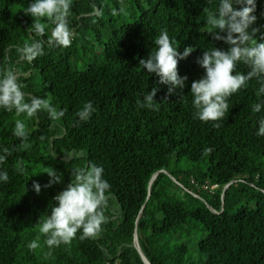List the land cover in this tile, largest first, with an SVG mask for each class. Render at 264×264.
I'll return each instance as SVG.
<instances>
[{"label":"trees","instance_id":"16d2710c","mask_svg":"<svg viewBox=\"0 0 264 264\" xmlns=\"http://www.w3.org/2000/svg\"><path fill=\"white\" fill-rule=\"evenodd\" d=\"M30 2L0 0V70L12 68L26 97L47 98L65 115L52 121L43 110L28 118L0 109V146L10 152L0 165L9 176L0 182V264H144L133 247L135 228L150 264H264V136L256 135L264 109L251 112L264 99L256 95L259 84L253 79L229 97L221 121L195 119L191 107V82L204 74L197 58L212 46L228 48L206 31L205 9L215 10L216 0H71L67 47L49 43L47 19L43 36L28 31L33 18L22 10ZM255 15L258 38L264 0H257ZM162 29L179 52L194 49L178 62L187 81L174 94L139 64ZM33 40L43 42V55L29 62L17 49ZM154 87V108L140 107ZM88 101L96 111L79 121L76 113ZM17 119L26 125L28 148L12 134ZM71 153L79 156L66 159ZM89 163L102 166L111 185L106 223L95 237L80 239L78 232L49 249L39 220L50 215L72 170ZM51 167L61 182L45 187ZM157 171L163 172L147 197ZM192 180L219 189L202 190ZM34 182L41 185L38 194ZM36 238L38 247L29 249Z\"/></svg>","mask_w":264,"mask_h":264},{"label":"clouds","instance_id":"9594fccd","mask_svg":"<svg viewBox=\"0 0 264 264\" xmlns=\"http://www.w3.org/2000/svg\"><path fill=\"white\" fill-rule=\"evenodd\" d=\"M71 0H31L23 8L25 15L33 18L28 29L30 33L44 35L47 25L42 22L47 19L51 25L49 43L55 46L67 47L71 44L73 32L69 27V12ZM206 11L205 22L208 33L214 41H222L228 45L227 50L214 46L203 50L196 63L204 70L198 80L191 82V107L193 117L202 122L221 121L229 110L228 99L238 90L247 86L255 79L259 84L256 95L264 98V34L260 28L253 27L257 22V0H216L215 10ZM41 40H33L19 47L22 59L31 62L43 55ZM155 49L151 50L145 59L139 61L143 70L157 76L158 84L167 86L168 93L186 87V76H180L177 65L186 59L194 49L186 47L178 51L177 41L170 38L167 30L162 29L154 40ZM246 65V72L237 71L239 64ZM157 87L143 95L137 103L142 108L152 109L156 102ZM0 109L15 112L17 116L24 114L31 118L40 111H46L52 121H59L64 110H57L47 98L36 96L26 97L22 85L18 82L17 73L12 68L0 70ZM264 109V99L253 104L251 112L261 113ZM96 111L91 101L85 102L76 113L79 121H87ZM257 136H264V115L258 117ZM219 127V124H214ZM12 134L19 138L20 147L28 148L29 135L25 123L17 119ZM205 148L204 152H211ZM10 155L9 149L0 146V165ZM79 156L71 153L66 159ZM20 171H24L21 167ZM73 179L66 187L54 196L55 205L51 207L50 215H44L39 220V232L44 236V244L49 248L68 244L80 233V239L95 237L106 223L104 208L108 202V192L111 188L104 178V169L95 163L87 167L72 170ZM49 177L45 187L60 183L59 173L52 167L44 172ZM8 172L0 169V182H7ZM33 190L38 194L41 185L33 183ZM38 239H33L27 245L29 249L38 247Z\"/></svg>","mask_w":264,"mask_h":264},{"label":"water","instance_id":"95a60500","mask_svg":"<svg viewBox=\"0 0 264 264\" xmlns=\"http://www.w3.org/2000/svg\"><path fill=\"white\" fill-rule=\"evenodd\" d=\"M162 172H163V171H157V172L154 173L153 176L151 177L150 182H149V185H148V194H147V197L150 196V188H151V184H152V182H153V181L157 178V176H158L160 173H162ZM231 183H232V182H231ZM231 183L225 185L224 188H223V190H222V192H221L222 206H223V203H224V195H225L226 189H227V187H228ZM196 197H198V196H196ZM144 207H145V204H143V206L141 207V210H140V212H139V216H138V218L140 217L141 212L143 211ZM138 218H137V220H136V225H137V222H138ZM133 247L136 249V251H137V253H138L140 259L142 260V262H143L144 264H150L149 261L147 260V258L145 257L143 251L141 250V247L139 246L138 235H137V228L134 229V233H133Z\"/></svg>","mask_w":264,"mask_h":264},{"label":"built area","instance_id":"2783aa9c","mask_svg":"<svg viewBox=\"0 0 264 264\" xmlns=\"http://www.w3.org/2000/svg\"><path fill=\"white\" fill-rule=\"evenodd\" d=\"M192 183L198 187L199 189H202V190H207V191H216L217 189H219V185L218 184H209L208 182H205V183H196L194 180H192Z\"/></svg>","mask_w":264,"mask_h":264},{"label":"rangeland","instance_id":"374dc122","mask_svg":"<svg viewBox=\"0 0 264 264\" xmlns=\"http://www.w3.org/2000/svg\"><path fill=\"white\" fill-rule=\"evenodd\" d=\"M206 31H208V27L206 28ZM182 167L185 168L184 164L182 165ZM191 239H194V236H192ZM179 241L185 242L187 246L189 247L188 249L190 250V252L195 253L194 248H191L189 242L185 238H183L181 235H179Z\"/></svg>","mask_w":264,"mask_h":264}]
</instances>
